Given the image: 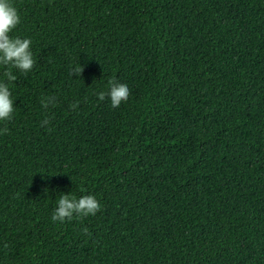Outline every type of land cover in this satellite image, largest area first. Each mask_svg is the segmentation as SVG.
Returning a JSON list of instances; mask_svg holds the SVG:
<instances>
[{
    "label": "trees",
    "instance_id": "1",
    "mask_svg": "<svg viewBox=\"0 0 264 264\" xmlns=\"http://www.w3.org/2000/svg\"><path fill=\"white\" fill-rule=\"evenodd\" d=\"M11 2L0 264H264V0ZM62 194L101 210L54 222Z\"/></svg>",
    "mask_w": 264,
    "mask_h": 264
},
{
    "label": "clouds",
    "instance_id": "2",
    "mask_svg": "<svg viewBox=\"0 0 264 264\" xmlns=\"http://www.w3.org/2000/svg\"><path fill=\"white\" fill-rule=\"evenodd\" d=\"M20 23V16L16 7L13 6L11 0H0V67L4 69L2 76L7 81L13 82L17 77L13 74L12 69H17L21 73H28L34 66L33 53L31 51L32 41L29 38L13 37L10 33ZM84 66L80 63L71 69L74 76H82ZM109 91L106 93L100 91L97 97L100 101L105 97L110 99L111 106L117 108L122 102H126L130 95V89L127 84L120 83L115 78L108 81ZM8 83L0 80V121H8L12 119L14 112L13 100ZM49 103H55V97L42 98V107L47 108ZM73 109L77 104L71 106ZM48 119L43 120L42 124L47 125ZM7 132L5 128L3 130ZM101 210L99 201L93 195H83L79 198L62 194L57 202L52 221L61 223L71 221L74 217H88L96 215ZM87 232V229H84Z\"/></svg>",
    "mask_w": 264,
    "mask_h": 264
}]
</instances>
